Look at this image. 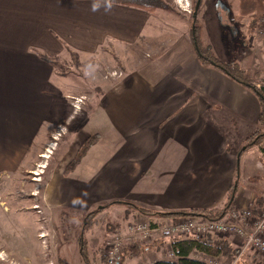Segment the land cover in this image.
Instances as JSON below:
<instances>
[{
  "label": "crops",
  "instance_id": "0c3cea01",
  "mask_svg": "<svg viewBox=\"0 0 264 264\" xmlns=\"http://www.w3.org/2000/svg\"><path fill=\"white\" fill-rule=\"evenodd\" d=\"M206 4L210 14H219L217 0ZM224 4L219 7L228 10ZM157 13L98 0H0V173L30 172L51 134L65 129L59 139L51 138L57 142V161L43 191L48 209L60 210L61 217L114 201L156 212L221 208L232 185V208L257 202L259 192L248 171L244 183L238 182L241 164L248 169L251 158H258L264 170L263 144L244 148L257 127L258 100L203 65L189 31L159 47L151 42L156 45L149 56L113 84L100 86L76 112L71 100L83 95L80 86L74 90L73 80L41 57H59L67 48L87 59L111 44L126 50L150 33ZM92 136L78 163L68 169ZM113 205L129 208L130 216L137 212L126 204ZM257 205L251 207H263ZM221 239L241 249L239 238ZM4 246L8 258L21 264H48L22 255L16 246ZM167 246V241L157 242L124 264L169 259ZM240 252L236 264L264 263V255ZM191 257L206 264H231L233 259L199 252Z\"/></svg>",
  "mask_w": 264,
  "mask_h": 264
},
{
  "label": "rangeland",
  "instance_id": "374dc122",
  "mask_svg": "<svg viewBox=\"0 0 264 264\" xmlns=\"http://www.w3.org/2000/svg\"><path fill=\"white\" fill-rule=\"evenodd\" d=\"M217 1L226 3L229 7L225 11L229 13L233 27L229 25L228 16L224 10L217 6L219 14L213 15V12L210 14L209 10L211 9L206 4L207 0H202L196 14L197 38L203 44L208 45L211 53L218 59L225 61H239L240 59L244 67L252 73L261 72L264 74V30L259 28L258 24V19L264 14V0ZM165 2L173 11L158 10L156 18L150 25V33L148 32L144 39L132 47L120 51L119 46L111 44L109 50L81 60L74 53L67 51L56 57L57 63L53 65L54 70L58 74L68 76L69 80L72 79L74 90L77 88L75 86H80L79 91L83 93L78 96L83 98V103L80 106L86 101L90 102L100 86L113 84L124 75V72L134 67L140 58L149 56L151 49L156 44L159 47L168 40L178 38L180 33L190 32L191 25L188 17L192 10V0H189L190 8L186 5L185 0H165ZM185 7L189 9L187 12L184 10ZM190 37L191 35L188 33V38ZM153 41L156 44L151 47ZM112 70L121 71L122 75L104 78V75ZM72 108L74 107L72 106ZM57 132L56 130L51 134L48 143L54 141L51 138ZM65 132L64 129L60 133ZM48 143L44 146L43 151ZM55 144L57 146L56 141ZM55 150L56 147L50 156L44 152L48 156L47 158H36L30 172H24L18 168L14 172L0 173L1 241L7 247L16 246V250L22 255L30 254L33 258L45 260L47 263L57 264L58 258H64L68 264H85L79 251L78 239L80 233L83 232L82 228L87 213L66 212L65 216L61 217L60 210L48 209L50 202L43 193L50 171L57 161V157L53 156ZM251 159L253 164L248 169L243 163L241 164L238 185L244 183V175L248 171L249 181L254 186L255 193L259 192L254 196L257 202L254 201V204L252 203L248 207L254 208L258 204V207L263 206L262 208H264V192L261 184L263 176L261 174L264 170L258 163V158ZM34 171L40 172L38 176L34 175ZM100 206L106 207L93 218L95 224H91L83 234L87 242L90 264H102L99 259L102 255L104 259L105 242L111 231L122 227L133 219L151 218L137 212L130 216L128 215L129 208L123 211L121 207L109 205V203L98 204L95 209ZM42 231L47 233V235L43 233L44 238L38 236V233L40 234ZM239 239L242 242V239ZM163 241L169 242L167 239L157 238L153 243L141 244L149 249L155 243L161 242L162 244ZM3 244H0V255L3 259V261L0 260V264H21L19 261L8 258L7 252L1 248L5 249ZM164 247L162 246V248ZM169 247H171L170 243L167 246V251ZM208 259L210 260L209 257Z\"/></svg>",
  "mask_w": 264,
  "mask_h": 264
},
{
  "label": "trees",
  "instance_id": "16d2710c",
  "mask_svg": "<svg viewBox=\"0 0 264 264\" xmlns=\"http://www.w3.org/2000/svg\"><path fill=\"white\" fill-rule=\"evenodd\" d=\"M109 2L118 5L129 6L133 8L141 9L148 13H155L158 10H167L173 11L165 2V0H98ZM202 2V0H201ZM200 2V4H201ZM196 0H192V10L189 13V23H190V41L194 47L196 56L198 57L199 61L207 66L213 67L224 75L241 85L242 87L246 88L250 92H252L258 100L259 103V113L257 119V127L256 130L247 138L244 148H248L254 145L263 144V148L261 149L264 155V74L261 72L252 73L248 69H244L241 67L240 63L235 60H220L215 57L208 45L203 44L196 36V32L198 30L197 25V17L194 16V13L198 12V9L195 7ZM67 52L73 53L67 48L65 49ZM75 56V55H74ZM42 59L51 63L52 65L57 63V58H48L45 55H41ZM95 138V136H94ZM93 136L88 138L85 142L82 150L77 156L69 163L68 169L72 168L76 165L84 151V149L89 146L92 142ZM234 185L230 188L227 195V201L221 208H212V209H192L189 211H173V212H156L150 209H146L144 207L136 206L134 204L121 202V201H114L110 202L109 205L112 204H126L129 207L133 208L138 213L147 216H157L159 218H167V219H175L176 217L182 215H196L202 218H212V219H219L225 216L226 212L229 208L232 207V199L234 197ZM106 206H100L97 209L90 211L85 215L84 226L82 231L79 235V251L82 255L83 261L85 264H90L88 259V252H87V242L84 238V232L86 229L91 225L95 224V220L93 218L100 213ZM170 246L173 250L175 259H162L157 260L153 264H206L204 261L199 259H195L191 257L193 252H199L203 254H207L213 257H228V258H235L238 256L240 250L237 248L232 247L226 240L217 238L213 239L211 237H207L205 239H180L175 238L169 241ZM149 247V246H148ZM147 247L143 244L137 243L133 246L125 248L116 264H124L125 260L128 258H132L137 256L141 251L146 250ZM99 262H103V255L99 259ZM57 264H68V262L64 258H58ZM264 264V263H260Z\"/></svg>",
  "mask_w": 264,
  "mask_h": 264
},
{
  "label": "built area",
  "instance_id": "2783aa9c",
  "mask_svg": "<svg viewBox=\"0 0 264 264\" xmlns=\"http://www.w3.org/2000/svg\"><path fill=\"white\" fill-rule=\"evenodd\" d=\"M184 10L187 12L189 9L185 7ZM258 24L259 28L264 30V14L258 19ZM121 75V71L112 70L106 73L104 78ZM82 99L76 97L72 100L71 105L74 107L75 112L80 109V105L83 103ZM60 135L61 133L58 131L53 135V139H58ZM55 141L48 143L45 151H50L49 147H52V143H55ZM231 235L242 239L241 251L250 249L264 255V208L254 210L250 207H231L225 216L219 219L202 218L196 215H182L175 219L166 218L162 220H156L152 217L133 219L131 222L110 232L105 242L102 264H116L125 248L137 243L150 244L157 238L170 241L175 238L205 239L211 236L222 238ZM240 255L241 252L232 259L231 264H236ZM167 256L169 259H175L171 247L168 249ZM0 260L3 261L1 255ZM210 264L219 263L210 261Z\"/></svg>",
  "mask_w": 264,
  "mask_h": 264
},
{
  "label": "bare ground",
  "instance_id": "6f19581e",
  "mask_svg": "<svg viewBox=\"0 0 264 264\" xmlns=\"http://www.w3.org/2000/svg\"><path fill=\"white\" fill-rule=\"evenodd\" d=\"M54 144V146L56 147V144L55 143H53ZM50 147V151H47V155H49L50 156V154L52 153V151L55 149V147ZM45 152V151H44ZM47 155H45V153L44 154H42V156L41 157H43V158H47L48 156ZM42 169V168H41ZM40 171V170H39ZM38 173H40V172H38ZM38 173L37 172H34V175H36V176H38ZM44 232H42L41 234H38V236L40 237V238H44V234H43Z\"/></svg>",
  "mask_w": 264,
  "mask_h": 264
},
{
  "label": "water",
  "instance_id": "95a60500",
  "mask_svg": "<svg viewBox=\"0 0 264 264\" xmlns=\"http://www.w3.org/2000/svg\"><path fill=\"white\" fill-rule=\"evenodd\" d=\"M200 2H201V0H196V3H195V7H196V9H198V7H199V5H200ZM217 5H219V6H221V7H224V6H225V4L222 3V2H220V1H217ZM194 16H196V12L194 13Z\"/></svg>",
  "mask_w": 264,
  "mask_h": 264
},
{
  "label": "flooded vegetation",
  "instance_id": "af4514ba",
  "mask_svg": "<svg viewBox=\"0 0 264 264\" xmlns=\"http://www.w3.org/2000/svg\"><path fill=\"white\" fill-rule=\"evenodd\" d=\"M190 5V4H189ZM224 12L226 13L227 11H225L224 10ZM229 13H226V15L228 16L227 18V20H228V23H229V25H232V27H233V21H232V19L230 18V16L228 15ZM232 22V23H231Z\"/></svg>",
  "mask_w": 264,
  "mask_h": 264
},
{
  "label": "clouds",
  "instance_id": "9594fccd",
  "mask_svg": "<svg viewBox=\"0 0 264 264\" xmlns=\"http://www.w3.org/2000/svg\"><path fill=\"white\" fill-rule=\"evenodd\" d=\"M186 5L189 6V0H185Z\"/></svg>",
  "mask_w": 264,
  "mask_h": 264
}]
</instances>
